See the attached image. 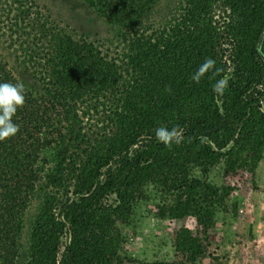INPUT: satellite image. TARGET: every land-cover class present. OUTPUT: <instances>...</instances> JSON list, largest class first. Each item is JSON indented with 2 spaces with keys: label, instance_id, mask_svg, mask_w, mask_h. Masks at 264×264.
<instances>
[{
  "label": "trees",
  "instance_id": "16d2710c",
  "mask_svg": "<svg viewBox=\"0 0 264 264\" xmlns=\"http://www.w3.org/2000/svg\"><path fill=\"white\" fill-rule=\"evenodd\" d=\"M8 1L10 14L0 10V82L21 83L17 69L30 88L23 84L26 102L13 117L18 133L0 141V264H15L25 214L43 180L50 192L30 223L25 264H122L118 226L128 224L149 186L166 196L160 215L196 219V230L181 228L174 244L195 262L233 188L196 178L192 169L205 175L223 160L226 172H253L263 157L264 61L256 44L264 0H177V20L156 29L152 19L167 0H81L119 41L152 30L153 37L130 44L135 57L126 76L95 40L35 0ZM209 58L213 71L194 82ZM185 63L189 83L167 82ZM222 77L228 87L218 95L213 85ZM99 101L113 129L87 138L78 104ZM160 126H179L184 142L169 149L155 138Z\"/></svg>",
  "mask_w": 264,
  "mask_h": 264
},
{
  "label": "rangeland",
  "instance_id": "374dc122",
  "mask_svg": "<svg viewBox=\"0 0 264 264\" xmlns=\"http://www.w3.org/2000/svg\"><path fill=\"white\" fill-rule=\"evenodd\" d=\"M35 1L54 20L95 40L103 52L118 61L125 76L128 60L135 57L134 53H129L132 41L136 44L140 37L144 39H147V35L153 37L150 35L152 33L150 29L142 32L143 34L134 33L131 40L123 37L121 41L117 40L116 33L81 0ZM7 3L8 6L4 0H0V10L8 11L10 2ZM180 12L177 0H167V4L158 9L152 19L154 25L151 26L152 29L166 24L172 25ZM2 20L4 26L2 30L8 35L10 30L7 26L10 21L6 15ZM12 36L14 38L15 34ZM154 39H151V43H155ZM16 45L18 46L17 43ZM183 66L181 71L170 73L167 82H182L187 85L189 83L187 63ZM13 72L22 84L30 88L28 79L19 70L15 69ZM102 102L78 104L81 132L87 138H100L113 129L109 108ZM262 110L264 111V103ZM47 154L50 158L53 157L51 152L48 151ZM191 175L214 185L226 184L233 188L226 202V211H218L214 217V224L207 230L206 236L201 235L206 240L203 255L191 263L182 259L176 252L174 244L177 232L184 227L195 231L198 226L196 219L160 215V208L167 202L166 196L155 187L149 186L147 197L137 202L128 224L118 226L121 232L119 253L122 264H150L154 261L174 264H264V152L253 172L245 166L235 172H226L222 160L213 165L205 175L198 168H193ZM49 192L43 180L37 184L31 196L25 214L19 256L15 264H25L29 226L45 206Z\"/></svg>",
  "mask_w": 264,
  "mask_h": 264
},
{
  "label": "clouds",
  "instance_id": "9594fccd",
  "mask_svg": "<svg viewBox=\"0 0 264 264\" xmlns=\"http://www.w3.org/2000/svg\"><path fill=\"white\" fill-rule=\"evenodd\" d=\"M215 62L206 59L196 73L193 74L192 80L196 83L207 73L213 71ZM228 87V78L222 77L213 85L214 93L223 95ZM26 102L25 88L22 83L0 82V141L14 137L19 131V125L14 123L13 117L17 110L23 108ZM155 138L169 149L173 145H180L184 142L183 129L179 126H173L171 129L166 126H160L155 129Z\"/></svg>",
  "mask_w": 264,
  "mask_h": 264
},
{
  "label": "water",
  "instance_id": "95a60500",
  "mask_svg": "<svg viewBox=\"0 0 264 264\" xmlns=\"http://www.w3.org/2000/svg\"><path fill=\"white\" fill-rule=\"evenodd\" d=\"M263 43H264V28L257 40V44H256V48H257V51L259 53V55L261 56L262 60L264 61V50H263Z\"/></svg>",
  "mask_w": 264,
  "mask_h": 264
}]
</instances>
